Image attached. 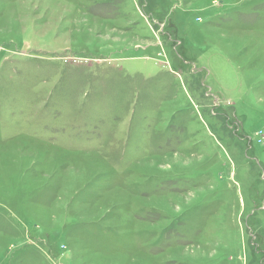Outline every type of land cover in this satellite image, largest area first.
Instances as JSON below:
<instances>
[{
    "label": "rangeland",
    "instance_id": "obj_1",
    "mask_svg": "<svg viewBox=\"0 0 264 264\" xmlns=\"http://www.w3.org/2000/svg\"><path fill=\"white\" fill-rule=\"evenodd\" d=\"M0 264H264V0H0Z\"/></svg>",
    "mask_w": 264,
    "mask_h": 264
}]
</instances>
